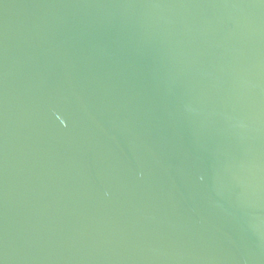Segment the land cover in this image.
<instances>
[{"label": "water", "instance_id": "obj_1", "mask_svg": "<svg viewBox=\"0 0 264 264\" xmlns=\"http://www.w3.org/2000/svg\"><path fill=\"white\" fill-rule=\"evenodd\" d=\"M0 264H264V0H0Z\"/></svg>", "mask_w": 264, "mask_h": 264}]
</instances>
